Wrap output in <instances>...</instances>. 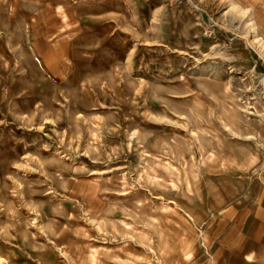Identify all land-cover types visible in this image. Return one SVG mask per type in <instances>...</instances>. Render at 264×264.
<instances>
[{"label": "rangeland", "instance_id": "obj_1", "mask_svg": "<svg viewBox=\"0 0 264 264\" xmlns=\"http://www.w3.org/2000/svg\"><path fill=\"white\" fill-rule=\"evenodd\" d=\"M263 188L264 0H0V264H186Z\"/></svg>", "mask_w": 264, "mask_h": 264}, {"label": "crops", "instance_id": "obj_2", "mask_svg": "<svg viewBox=\"0 0 264 264\" xmlns=\"http://www.w3.org/2000/svg\"><path fill=\"white\" fill-rule=\"evenodd\" d=\"M186 254V264H264V188L255 202L227 207Z\"/></svg>", "mask_w": 264, "mask_h": 264}, {"label": "bare ground", "instance_id": "obj_3", "mask_svg": "<svg viewBox=\"0 0 264 264\" xmlns=\"http://www.w3.org/2000/svg\"><path fill=\"white\" fill-rule=\"evenodd\" d=\"M9 13V12H8ZM10 18V17H9Z\"/></svg>", "mask_w": 264, "mask_h": 264}]
</instances>
